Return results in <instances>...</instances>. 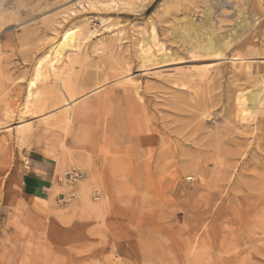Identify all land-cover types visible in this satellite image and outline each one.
Segmentation results:
<instances>
[{
    "label": "rangeland",
    "instance_id": "1",
    "mask_svg": "<svg viewBox=\"0 0 264 264\" xmlns=\"http://www.w3.org/2000/svg\"><path fill=\"white\" fill-rule=\"evenodd\" d=\"M72 26L86 43L57 125L64 104L26 112V87ZM195 36L228 50L203 55ZM263 74L264 0H0V264H264V99L246 121L236 100Z\"/></svg>",
    "mask_w": 264,
    "mask_h": 264
},
{
    "label": "bare ground",
    "instance_id": "2",
    "mask_svg": "<svg viewBox=\"0 0 264 264\" xmlns=\"http://www.w3.org/2000/svg\"><path fill=\"white\" fill-rule=\"evenodd\" d=\"M121 2H122V0H86V4L90 7L96 6L98 4L103 5V6H105V4L106 5H109V4L110 5L111 4L119 5ZM177 25L179 26V24H177ZM184 27H185V25H184ZM184 27L182 29H184ZM154 29H152L149 33L148 32L141 33L142 37H141V41L139 42V49L141 52V58H142L141 60L143 61V63L144 62L145 63L150 62L152 58H156L155 52L152 51L156 47V45H158L156 43L157 42V40H156L157 32ZM187 29L188 28H186V30ZM187 31L190 33L191 29H190V31L189 30H187ZM187 31H185V32H187ZM178 32H179V30L175 34H178ZM181 32H183V31H181ZM189 33H187V36L184 35V37H183L184 40L188 43H190L194 40L193 36L192 35L190 36ZM85 34H86V32H84L83 27L81 28V27H77V26H74V27L72 26L69 28H65L62 31L58 40H53L52 42H49L46 49L42 52V55H41L42 59L38 60V62H37V65L35 67V71L33 73L34 76L32 77L31 80H29V83L26 87V103L24 106L25 107L24 109L26 110V112L35 111L34 113H38L37 110H40L39 112H42L43 109L48 108V105L50 103H52L54 101H60L62 104H64V108H65L64 111H66V112L63 114V116L60 115L62 117L57 122L55 121L56 124L58 123L57 125H59V124L60 125H67L68 123L71 122L69 112L71 111V109L73 108V105L76 102V99H75L76 95L74 92V86H73L72 73L71 72H72V67H73L75 57L78 56V54L80 53V51L84 47L83 43L86 39ZM116 35H117V33H116ZM178 35H174V36H176V38H178ZM197 35H199V31H198ZM194 42H196L195 43L196 49H198L199 52H201L203 55H207V56L208 55L209 56L215 55V56L221 57V56H223V53H225L228 50V44L224 43V41L222 39H219V38L218 39L204 40L198 36L195 38ZM85 43H86V41H85ZM242 61H244L242 58H233L232 59L233 65H236L237 62H242ZM143 63H141V64H143ZM147 64H149V63H147ZM205 69L207 71L208 68L205 67ZM129 74L126 77H124V79H123L124 84L126 86H127V84L131 85L135 89V91L139 94V92H141L140 91L141 86L139 83L140 81L135 80V78L133 79L131 77V74L130 75ZM74 79L76 80V78H74ZM262 79H263L262 84L264 85V76H262ZM172 81L174 82V78ZM260 91L261 92L263 91V92L260 93ZM139 98H141V97H139ZM263 99H264V87H261L260 89L254 90L248 94H243V95L240 94L238 96V98L236 99L238 102V108L237 109H239L238 111H239L240 119L242 121L248 120L247 116H250V115H248L249 111L251 110L253 113L257 112V110L260 109V107L263 103ZM57 104H58V102H57ZM50 106H51V104H50ZM53 106L55 107V105H53ZM54 107H52V108H54ZM47 110H49V109H47ZM57 119H58V117H57ZM21 120H22V118H19L18 121L21 122ZM10 122H8V124ZM22 123H23V120H22ZM29 125L25 126L22 124V125L17 126L16 128H14L16 134L18 135V137H17L18 142H20L21 144H23L30 136V130H31L32 126H29ZM220 144H222V143H220ZM222 149H223V147H222ZM184 156L186 157V155H184ZM182 157H183V155H182ZM189 160H191V159H189ZM193 168H195V167H193ZM186 169H187V167H186ZM189 169H190V167H189ZM257 179H258V177H257ZM259 181H261V180H259ZM210 229L212 230V228H210Z\"/></svg>",
    "mask_w": 264,
    "mask_h": 264
},
{
    "label": "crops",
    "instance_id": "3",
    "mask_svg": "<svg viewBox=\"0 0 264 264\" xmlns=\"http://www.w3.org/2000/svg\"><path fill=\"white\" fill-rule=\"evenodd\" d=\"M43 187H44V184L37 183L33 181L32 179H29L27 180L26 183H23V190L26 189L28 193H33V194L43 193L45 190V188Z\"/></svg>",
    "mask_w": 264,
    "mask_h": 264
},
{
    "label": "built area",
    "instance_id": "4",
    "mask_svg": "<svg viewBox=\"0 0 264 264\" xmlns=\"http://www.w3.org/2000/svg\"><path fill=\"white\" fill-rule=\"evenodd\" d=\"M67 175H69L71 177V179H74V180H76L79 177V173L76 172V171L72 172V173H69Z\"/></svg>",
    "mask_w": 264,
    "mask_h": 264
}]
</instances>
